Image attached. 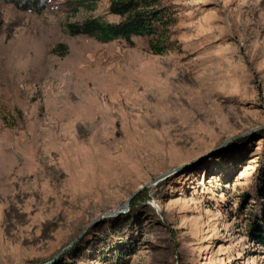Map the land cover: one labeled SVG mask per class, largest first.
Returning a JSON list of instances; mask_svg holds the SVG:
<instances>
[{"label":"rangeland","instance_id":"rangeland-1","mask_svg":"<svg viewBox=\"0 0 264 264\" xmlns=\"http://www.w3.org/2000/svg\"><path fill=\"white\" fill-rule=\"evenodd\" d=\"M41 1H0V264H264V0H157L162 56Z\"/></svg>","mask_w":264,"mask_h":264},{"label":"trees","instance_id":"trees-1","mask_svg":"<svg viewBox=\"0 0 264 264\" xmlns=\"http://www.w3.org/2000/svg\"><path fill=\"white\" fill-rule=\"evenodd\" d=\"M21 11L39 13L44 8L41 0H0ZM99 0H77V7L92 10ZM157 0H109V14L118 16V23L87 19L81 24L67 26L71 36H86L100 43L123 40L131 44L133 37L147 39L151 55L162 56L177 49L173 40L172 27L176 23L175 13L158 6Z\"/></svg>","mask_w":264,"mask_h":264},{"label":"water","instance_id":"water-1","mask_svg":"<svg viewBox=\"0 0 264 264\" xmlns=\"http://www.w3.org/2000/svg\"><path fill=\"white\" fill-rule=\"evenodd\" d=\"M163 178H164V176H160V177L156 178L154 181L150 182L148 185H151V184H153V183H155V182H157Z\"/></svg>","mask_w":264,"mask_h":264}]
</instances>
